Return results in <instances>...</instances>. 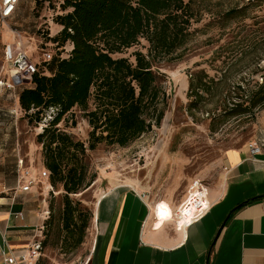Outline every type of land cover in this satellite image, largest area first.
Instances as JSON below:
<instances>
[{"label":"rangeland","instance_id":"374dc122","mask_svg":"<svg viewBox=\"0 0 264 264\" xmlns=\"http://www.w3.org/2000/svg\"><path fill=\"white\" fill-rule=\"evenodd\" d=\"M62 1L21 0L14 18L6 26H0V30L11 31L21 40L22 48L40 71L45 68L42 52L57 51L45 39L56 32L54 18L65 13L60 10ZM191 10L194 13L191 38L184 50L178 52L181 57L153 63L154 72L161 76L160 87L165 95L160 126H153L128 147L101 144L86 153L88 174L94 176V181L70 197L92 215L99 195L120 185L124 179L143 189L150 205L174 211L173 207L184 200L191 180L199 179L209 188L220 179L227 151L253 142L262 144L264 149V106L224 124L217 125L216 121L226 98L230 103L241 96L245 100L264 81V0L194 1ZM233 11L236 12L232 14ZM14 42L13 39L9 44ZM146 48L147 43L141 39L138 45L113 57L134 63L133 53L145 54ZM68 51L66 46L61 56L65 57ZM197 75H205L204 81L212 82L211 94L203 93L205 100L199 110L189 111L187 106L192 98L188 85ZM25 82L24 87H28L30 81ZM15 102L14 94H0V134L7 137L8 145H19L22 156L29 146L37 145L36 136L50 118L48 113L41 123L28 122ZM58 127L87 146L91 129L82 112L73 109ZM28 165L36 174L45 170L34 158ZM40 188V192L46 193L51 219L45 228L43 251L36 264H84L92 246L93 218L81 246L64 253L60 246L64 193L59 185L53 188L49 179L41 180Z\"/></svg>","mask_w":264,"mask_h":264},{"label":"trees","instance_id":"16d2710c","mask_svg":"<svg viewBox=\"0 0 264 264\" xmlns=\"http://www.w3.org/2000/svg\"><path fill=\"white\" fill-rule=\"evenodd\" d=\"M194 1L203 0L62 1L60 10L65 13L53 20L60 30L45 39L57 51L50 61L43 62V71L37 65L30 87L18 95V105L28 122L41 123L49 113L50 119L36 136V143L42 148L50 185L61 186L64 193L60 218L64 253L81 246L93 218L70 197L94 181V176L88 174L87 151L101 144L128 147L153 126H160L165 95L153 63L181 57L178 52L191 38ZM141 39L147 43L146 53L135 51L134 63L113 57L138 45ZM66 46L69 51L63 57ZM205 79V75H197L189 82V111L199 110L205 100L203 93L211 94L212 82ZM239 98L235 103L227 98L221 103L217 125L263 107L264 81L245 100ZM73 109L82 112L91 129L87 146L58 127ZM50 214L45 220L42 244Z\"/></svg>","mask_w":264,"mask_h":264},{"label":"crops","instance_id":"0c3cea01","mask_svg":"<svg viewBox=\"0 0 264 264\" xmlns=\"http://www.w3.org/2000/svg\"><path fill=\"white\" fill-rule=\"evenodd\" d=\"M14 36L0 30L4 44L15 41ZM8 69L0 51V79H9ZM24 88H0V94H14L19 107ZM247 146L225 153L220 179L206 190L209 211L183 230L170 220L174 211L150 205L145 191L124 178L102 192L95 203L92 246L84 264H264V149L261 144V153L251 156ZM41 151L37 144L21 156L19 145H8L0 134V264L25 254L44 228L48 206L40 182L27 192L18 185L20 167L34 171L28 165L33 158L43 167Z\"/></svg>","mask_w":264,"mask_h":264},{"label":"built area","instance_id":"2783aa9c","mask_svg":"<svg viewBox=\"0 0 264 264\" xmlns=\"http://www.w3.org/2000/svg\"><path fill=\"white\" fill-rule=\"evenodd\" d=\"M21 0H0V26L7 25L12 20ZM0 51H2L3 60L9 65V79H0V88L12 91L17 87L26 84L25 81H31L32 75L37 71V63H34L22 48L21 40L17 39L14 45L4 44L0 38ZM41 58L44 62H48L52 58V54L43 51ZM50 118V117H49ZM248 153L251 156H257L261 153L262 146L260 143L253 142L247 144ZM49 178L46 170L36 174L30 168L20 167L18 171V185L20 191L27 192L37 182ZM207 187L199 179H193L186 188L184 200L176 207L170 220L174 223L176 229L183 230L199 219H201L210 209V204L206 199ZM45 219L49 215V211L43 213ZM18 218L22 219L19 214ZM43 230L40 231L32 240L27 252L15 259L10 257L5 259L7 264H29L35 263L41 256L43 251Z\"/></svg>","mask_w":264,"mask_h":264},{"label":"bare ground","instance_id":"6f19581e","mask_svg":"<svg viewBox=\"0 0 264 264\" xmlns=\"http://www.w3.org/2000/svg\"><path fill=\"white\" fill-rule=\"evenodd\" d=\"M29 264H33V263L31 262V263H29Z\"/></svg>","mask_w":264,"mask_h":264}]
</instances>
